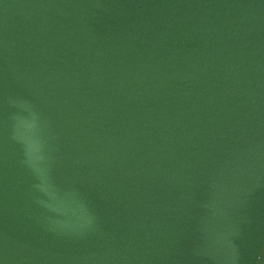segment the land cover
I'll return each instance as SVG.
<instances>
[{
    "label": "water",
    "instance_id": "obj_1",
    "mask_svg": "<svg viewBox=\"0 0 264 264\" xmlns=\"http://www.w3.org/2000/svg\"><path fill=\"white\" fill-rule=\"evenodd\" d=\"M0 264H264V0H0Z\"/></svg>",
    "mask_w": 264,
    "mask_h": 264
}]
</instances>
